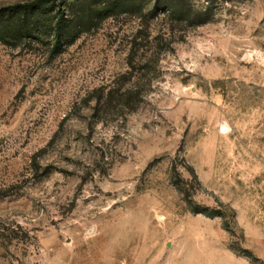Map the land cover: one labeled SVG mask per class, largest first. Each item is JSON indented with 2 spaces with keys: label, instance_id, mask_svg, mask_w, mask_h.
I'll use <instances>...</instances> for the list:
<instances>
[{
  "label": "rangeland",
  "instance_id": "374dc122",
  "mask_svg": "<svg viewBox=\"0 0 264 264\" xmlns=\"http://www.w3.org/2000/svg\"><path fill=\"white\" fill-rule=\"evenodd\" d=\"M211 7L0 41V264H264V0Z\"/></svg>",
  "mask_w": 264,
  "mask_h": 264
},
{
  "label": "trees",
  "instance_id": "16d2710c",
  "mask_svg": "<svg viewBox=\"0 0 264 264\" xmlns=\"http://www.w3.org/2000/svg\"><path fill=\"white\" fill-rule=\"evenodd\" d=\"M199 1L207 3V6L197 7L193 0H77L74 4L79 9L74 14L72 4L65 0H34L0 10V41L20 42L51 34V52L57 55L69 44L67 30L72 24L71 16L77 22L81 20L77 16L78 12L89 18L95 11L94 6L104 7L113 13L142 15L149 34L152 22L163 16L167 35L170 34V37L177 26L197 28L212 21L213 0ZM155 43H158V39H155ZM159 43L165 44L167 40L161 38Z\"/></svg>",
  "mask_w": 264,
  "mask_h": 264
}]
</instances>
